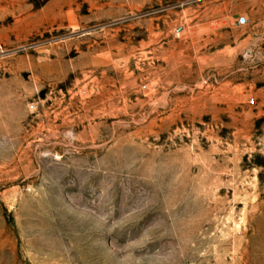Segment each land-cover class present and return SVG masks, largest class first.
Wrapping results in <instances>:
<instances>
[{"label":"rangeland","instance_id":"374dc122","mask_svg":"<svg viewBox=\"0 0 264 264\" xmlns=\"http://www.w3.org/2000/svg\"><path fill=\"white\" fill-rule=\"evenodd\" d=\"M0 264H264V0H0Z\"/></svg>","mask_w":264,"mask_h":264},{"label":"built area","instance_id":"2783aa9c","mask_svg":"<svg viewBox=\"0 0 264 264\" xmlns=\"http://www.w3.org/2000/svg\"><path fill=\"white\" fill-rule=\"evenodd\" d=\"M252 103H254V101L252 100Z\"/></svg>","mask_w":264,"mask_h":264}]
</instances>
